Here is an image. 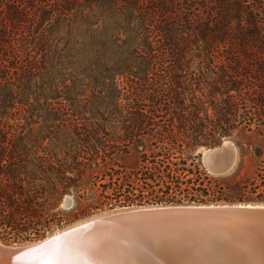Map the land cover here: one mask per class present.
Returning <instances> with one entry per match:
<instances>
[{"label":"trees","instance_id":"trees-1","mask_svg":"<svg viewBox=\"0 0 264 264\" xmlns=\"http://www.w3.org/2000/svg\"><path fill=\"white\" fill-rule=\"evenodd\" d=\"M218 203H264V0H0V241Z\"/></svg>","mask_w":264,"mask_h":264},{"label":"water","instance_id":"water-1","mask_svg":"<svg viewBox=\"0 0 264 264\" xmlns=\"http://www.w3.org/2000/svg\"><path fill=\"white\" fill-rule=\"evenodd\" d=\"M229 144L206 150L217 175L228 170ZM70 198L63 208H71ZM28 258L35 264H264V203L125 209L28 245L0 243V264Z\"/></svg>","mask_w":264,"mask_h":264},{"label":"rangeland","instance_id":"rangeland-1","mask_svg":"<svg viewBox=\"0 0 264 264\" xmlns=\"http://www.w3.org/2000/svg\"><path fill=\"white\" fill-rule=\"evenodd\" d=\"M225 141H229L230 144L227 145L228 148V155H226L225 159L227 158V161L225 162V164H227L225 167L228 168V170L226 171V173H229L230 171H232L237 163H238V156L239 153L236 150V146L233 140H225ZM224 142V141H223ZM206 150H202V157H201V162L204 165V167L206 168V170L208 171V173L212 176H219L216 173H214L212 171V162L209 159L208 156H206ZM123 163H125L127 166L133 165V163L135 162V159L133 157H129V158H125L124 160H122ZM224 163V162H223ZM252 164H250L251 166ZM224 173V174H226ZM222 174V175H224ZM67 197V196H66ZM65 197V198H66ZM64 198V199H65ZM64 201V200H63ZM63 201L60 205V209L61 210H68L62 207ZM71 201V198L70 200ZM222 204V203H221ZM71 205H72V201H71ZM178 205V204H177ZM179 205H188V204H179ZM194 205V204H193ZM196 205V204H195ZM161 206H176V205H145V206H136V207H129V208H115V209H104L103 211H99L96 214L92 215L89 218L86 219H82L76 222H73L71 224L62 222V223H54L52 224L49 229L47 231H45L44 233H41L39 236H31L29 238H21V239H7L5 240V242L0 241L1 244L7 245V246H24V245H28L31 243H35L39 240H42L44 238L50 237L60 231H62L63 229H66L74 224H77L79 222H82L84 220L90 219V218H94L97 216H101V215H105V214H109L115 211H120V210H125V209H136V208H140V207H161Z\"/></svg>","mask_w":264,"mask_h":264},{"label":"snow or ice","instance_id":"snow-or-ice-1","mask_svg":"<svg viewBox=\"0 0 264 264\" xmlns=\"http://www.w3.org/2000/svg\"><path fill=\"white\" fill-rule=\"evenodd\" d=\"M21 264H35V261L31 258L25 259Z\"/></svg>","mask_w":264,"mask_h":264},{"label":"bare ground","instance_id":"bare-ground-1","mask_svg":"<svg viewBox=\"0 0 264 264\" xmlns=\"http://www.w3.org/2000/svg\"><path fill=\"white\" fill-rule=\"evenodd\" d=\"M207 154V153H206Z\"/></svg>","mask_w":264,"mask_h":264}]
</instances>
